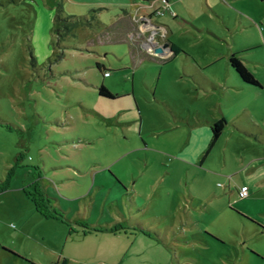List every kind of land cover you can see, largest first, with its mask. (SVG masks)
I'll use <instances>...</instances> for the list:
<instances>
[{
  "label": "rangeland",
  "instance_id": "1",
  "mask_svg": "<svg viewBox=\"0 0 264 264\" xmlns=\"http://www.w3.org/2000/svg\"><path fill=\"white\" fill-rule=\"evenodd\" d=\"M173 1L176 18H153L193 57L199 83L180 76L182 62L137 66L131 42L112 28L124 8L116 0H0V181L12 170L0 193V264H264V184L246 199L235 189L264 178V160L253 176L241 173L264 151L228 129L206 146L205 170H187L168 161L173 133L152 135L149 151L138 134L141 105L153 125L167 116L148 102L156 92L212 111L223 98L213 85L239 78L233 52L264 81V0ZM60 8L65 17L99 10L107 27L80 26L60 40ZM101 84L129 91L134 109L119 119L136 118L131 128L101 117L98 108L109 117L122 109L111 103L121 99L99 96ZM101 173L105 182L95 180ZM112 174L130 188L110 185ZM24 189L63 217L36 213Z\"/></svg>",
  "mask_w": 264,
  "mask_h": 264
},
{
  "label": "crops",
  "instance_id": "2",
  "mask_svg": "<svg viewBox=\"0 0 264 264\" xmlns=\"http://www.w3.org/2000/svg\"><path fill=\"white\" fill-rule=\"evenodd\" d=\"M98 1L104 5L113 3V0ZM88 2L90 3L91 1ZM92 2L96 4V2ZM116 3L123 5L124 8L123 13L118 15L117 21L112 25V28L117 23L120 30L119 32L122 34V36H125V38L131 42L130 52L133 56V62L137 64V66L152 57L159 60L163 65L170 63L171 61H177L180 63L182 62V68H180L179 71L180 76L185 77L186 79L193 78L196 83H199L197 75L198 71H194L199 67L193 57L191 55L185 54L183 52L185 48L179 43L174 40L171 41V38L168 37V32L166 29L167 27L164 24H157L158 21H155L153 18L155 15H157L155 13V9L157 7L163 6L161 0H116ZM169 3V9L165 13H169L173 16V18H176L177 16H175L174 12L172 11V7L176 6V1L172 2V0H169ZM99 15L100 12L98 10L97 16ZM102 26L107 27L103 24ZM154 27L163 28V30L161 31L164 34V36L162 34L156 35L154 38L155 43H158V45L161 46L165 42H170L172 48H165L163 52L159 53V55H152L147 50L148 45L146 44V40L152 34ZM132 36L140 37L138 39L134 37L135 40L131 41L130 37ZM233 54L235 53H231L228 57L229 67L238 75V73L232 68L230 63V58ZM241 55L242 53H238V57L243 61ZM259 82L261 83V87L249 85L243 82V80L239 76L234 84H224V86L213 85L214 88L219 89L222 92L223 98H218V100L214 102V104L212 105V111H209L208 108H193L192 105L187 103H184L182 106L177 107L172 103V100L164 93L156 92V94L154 95V100H150L148 102H151L153 105L159 106L164 110L166 109L168 112H166V117L161 114L159 122L154 123L153 125L151 124V122H149V115L147 113H144V107L142 105L140 106L141 114L143 115V124L142 126H140L141 128H139L138 134L143 140V148L145 150H150L151 145L147 140L152 135L173 133L171 135L172 144L171 146L169 144V148H166V150L172 154V157L170 156L168 158V161H170V165L185 166L187 170L190 168L203 167L202 169L205 170L204 166L209 156L208 147L213 146L214 143H216L217 140L222 137L225 131H227L228 129H233V133L240 134L242 137L246 138L249 142L252 143L251 146L262 149L259 150L260 152L264 151V81L259 80ZM95 88L98 89V87ZM107 88L115 96L108 99H121L111 103H119V105H122V109L117 112L119 114L114 113V115L109 117L106 115L105 111H103L104 109L102 110L101 108H98V110L104 114L103 116L101 115V117L107 118L111 122H115V120H118V122L116 123H118L120 126L131 128L133 122L137 120L136 118H130L127 121L119 119V115H123L127 111L131 113L130 111L134 109V103L131 98H129V91L115 93L109 87ZM99 103L102 108H109L111 105L109 102L107 103L104 101H101ZM227 103L229 104L227 105ZM168 113L171 115V117ZM254 113L257 117L254 116ZM221 118L226 119L227 125L223 130L221 136L216 141H214L211 126L213 122ZM134 129L137 131L136 128ZM208 144L209 146L206 147ZM160 152L163 153L161 155L165 154L162 150H160ZM257 157L258 158L250 159V164L248 165V167L241 170V173L244 174V176L251 177L255 174V172H257L258 168L256 163L258 161L264 160V154H260ZM261 162L264 164V161ZM36 165L38 166V164ZM213 174L220 175L218 172H215ZM228 174H232V171H229L226 175L225 173H222L221 175L227 176ZM100 175L102 177L100 181H104V177L102 176L103 173L95 175V180ZM112 178L114 179V182H111L110 185H112L113 187L116 186L119 189L123 188L126 190L130 188L117 175L112 174V177L110 179ZM104 182H101V184ZM135 184L136 180L133 182V186ZM250 184L253 185V190L249 187V197H252L254 196V191L258 189L263 190L264 178L261 181L255 180ZM244 185L248 184H241V187ZM241 187L237 186L235 188L238 192V197L239 189ZM24 190L26 191V189ZM132 193L134 194V191H132ZM28 194L29 192L26 191L25 195L33 203L35 212L44 218L52 219L51 217H45L44 215L37 212L35 203ZM239 199L241 198L239 197ZM133 204L136 205V201H134ZM44 209L49 214H52L49 209V205ZM62 261H65V264L67 263L66 259H63ZM62 261L57 263H61Z\"/></svg>",
  "mask_w": 264,
  "mask_h": 264
},
{
  "label": "trees",
  "instance_id": "3",
  "mask_svg": "<svg viewBox=\"0 0 264 264\" xmlns=\"http://www.w3.org/2000/svg\"><path fill=\"white\" fill-rule=\"evenodd\" d=\"M63 10L60 8L59 12L56 16V32L59 36V39L61 40L62 37L68 36L69 34H72L73 31L77 27H89L92 29H101L103 28L102 24L98 21L97 16L91 15V16H63ZM96 13V11H95ZM230 63L232 68L238 73V75L241 77L243 82L249 85L258 86L261 87V83L256 78V76L250 71V69L243 63V61L238 57V53H235L230 58ZM97 68L101 71L105 69L104 65L101 63H97ZM98 92L100 96H103L105 98H113L115 97L114 94L105 86L100 85L98 87ZM227 125V121L225 118H221L215 122H213L211 126V131L213 135V140L216 141L221 134L223 133V130L225 129ZM12 176V170L8 173V177L6 179H3L0 181V193H3L9 188V182ZM35 203V207L37 212L44 215L45 217H51L56 218L60 217L62 218L58 212H54L55 214H49L44 208L49 205L50 201L46 200L42 194L40 195L42 197L37 198L36 195L28 194ZM57 264H65V261H62L61 263Z\"/></svg>",
  "mask_w": 264,
  "mask_h": 264
},
{
  "label": "built area",
  "instance_id": "4",
  "mask_svg": "<svg viewBox=\"0 0 264 264\" xmlns=\"http://www.w3.org/2000/svg\"><path fill=\"white\" fill-rule=\"evenodd\" d=\"M161 3L163 4V6L162 7H157L156 9H155V13L157 14V15H162V14H164L168 9H169V0H161ZM161 30H163V28H153V32H152V34L150 35V37L146 40V44L148 45V47H147V50L152 54V55H159V53H157L156 51H155V49L159 46L158 45V43L156 44L155 43V36L156 35H158V34H162L163 36H164V34H163V32L161 31ZM134 37L135 38H139L140 36H132L131 37V41H134L135 39H134ZM104 74H105V76H108V75H110V73H109V71H106V72H104ZM249 195H250V192H249V187L247 186V185H244V186H242L240 189H239V197L241 198V199H244V198H247V197H249Z\"/></svg>",
  "mask_w": 264,
  "mask_h": 264
},
{
  "label": "water",
  "instance_id": "5",
  "mask_svg": "<svg viewBox=\"0 0 264 264\" xmlns=\"http://www.w3.org/2000/svg\"><path fill=\"white\" fill-rule=\"evenodd\" d=\"M165 48H169V49H172L171 48V45H170V42H165L164 44H162L161 46H158L155 51L157 53H161L164 51Z\"/></svg>",
  "mask_w": 264,
  "mask_h": 264
}]
</instances>
